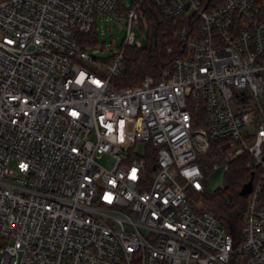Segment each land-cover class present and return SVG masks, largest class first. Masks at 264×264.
Listing matches in <instances>:
<instances>
[{
    "label": "built area",
    "instance_id": "2783aa9c",
    "mask_svg": "<svg viewBox=\"0 0 264 264\" xmlns=\"http://www.w3.org/2000/svg\"><path fill=\"white\" fill-rule=\"evenodd\" d=\"M126 1L0 0V264H264V0H152L185 54L118 88L142 47L144 0ZM98 15L127 22L109 60L79 40ZM243 155L236 235L200 197Z\"/></svg>",
    "mask_w": 264,
    "mask_h": 264
},
{
    "label": "trees",
    "instance_id": "16d2710c",
    "mask_svg": "<svg viewBox=\"0 0 264 264\" xmlns=\"http://www.w3.org/2000/svg\"><path fill=\"white\" fill-rule=\"evenodd\" d=\"M226 0H204L203 8L207 9L219 7ZM209 3V4H208ZM208 4V6H207ZM143 17L148 24V45L146 48L126 47L124 75L115 80L116 87H133L142 83L146 77L159 78L165 70L171 69L174 61L185 54L184 42L177 35L178 31L185 27V21L182 19L168 20L164 18L152 0H144L141 4ZM195 17L196 24L190 29L196 30L198 27V18ZM180 21V22H179ZM144 30V25L141 23ZM96 29L89 35L81 34L80 43L85 47H90L95 43ZM220 141L212 143L210 151L207 154L208 164L222 163L218 152ZM257 177V170L248 167V156L243 155L229 165L225 173L226 186L223 191L216 192L213 195L208 192L201 195L203 205L211 208L222 224L232 233L240 234L242 226V217L246 209V198L239 195L243 186L248 183L252 174ZM225 197H229L235 202L234 206L226 203ZM264 201V191L262 195ZM203 209H205L203 207Z\"/></svg>",
    "mask_w": 264,
    "mask_h": 264
},
{
    "label": "rangeland",
    "instance_id": "374dc122",
    "mask_svg": "<svg viewBox=\"0 0 264 264\" xmlns=\"http://www.w3.org/2000/svg\"><path fill=\"white\" fill-rule=\"evenodd\" d=\"M134 0H127V4L130 5ZM180 22V21H179ZM183 22V20H181ZM144 25V30L140 24ZM140 24H135L133 32L139 42L142 43L141 48H146L148 45V24L144 17H142ZM127 22L125 20L119 21V19L112 16L98 15L96 26V41L92 43L90 47H87L88 53L101 60H109L114 53L120 51L124 45V40L127 34ZM144 148L143 144H138L137 152L142 153ZM107 158L100 160L102 164L107 163ZM226 185V180L222 170L214 172L208 179V194L213 195L219 192L221 188ZM206 210H212L207 205H203ZM1 259V254H0Z\"/></svg>",
    "mask_w": 264,
    "mask_h": 264
},
{
    "label": "water",
    "instance_id": "95a60500",
    "mask_svg": "<svg viewBox=\"0 0 264 264\" xmlns=\"http://www.w3.org/2000/svg\"><path fill=\"white\" fill-rule=\"evenodd\" d=\"M210 1L211 0H209V2ZM252 186H253V174H252V178L250 179V181L243 186L239 195L241 197H246L247 195H249L252 192Z\"/></svg>",
    "mask_w": 264,
    "mask_h": 264
},
{
    "label": "snow or ice",
    "instance_id": "6c2138e0",
    "mask_svg": "<svg viewBox=\"0 0 264 264\" xmlns=\"http://www.w3.org/2000/svg\"><path fill=\"white\" fill-rule=\"evenodd\" d=\"M73 115H76V113H73ZM21 167H25L24 165H22ZM134 176H135V173L133 172V178H134ZM106 199H110V197H105Z\"/></svg>",
    "mask_w": 264,
    "mask_h": 264
}]
</instances>
